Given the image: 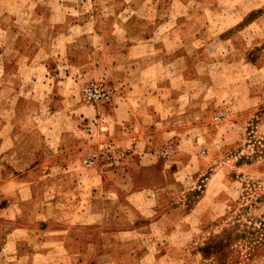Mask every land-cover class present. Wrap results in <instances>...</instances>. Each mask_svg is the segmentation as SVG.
Listing matches in <instances>:
<instances>
[{"label":"rangeland","instance_id":"obj_1","mask_svg":"<svg viewBox=\"0 0 264 264\" xmlns=\"http://www.w3.org/2000/svg\"><path fill=\"white\" fill-rule=\"evenodd\" d=\"M129 40L137 52L154 51L142 66L176 60L178 73L193 81L205 73L209 82L198 122L206 167L175 180L174 203L186 220L176 216L161 252L171 264H264V0H0V144L12 134L22 148L0 154V171L8 175L9 161L36 141L56 159V142L42 139L43 128L57 125L52 114L64 98L87 104L81 90L91 80H105L114 100L125 84L104 67L122 61L117 47ZM65 138L74 147L73 135ZM94 156L113 168L124 153ZM1 223L4 239L11 225ZM224 232L244 238L219 258L207 246Z\"/></svg>","mask_w":264,"mask_h":264},{"label":"crops","instance_id":"obj_2","mask_svg":"<svg viewBox=\"0 0 264 264\" xmlns=\"http://www.w3.org/2000/svg\"><path fill=\"white\" fill-rule=\"evenodd\" d=\"M117 49L122 61L106 65L104 73L117 75L125 86L118 84L110 109L64 98L66 107L52 114L59 124H46L41 134L46 142L55 140L56 159L36 141L9 161L8 175L0 171V224L11 225L0 236V264L173 262L161 248L177 226L176 216L186 220L182 205L174 203L175 180H188L189 172L206 167L199 144L205 131L198 122L209 82L205 73L195 81L178 73L176 60L153 64L151 76L153 65L141 62L154 51L137 52L131 41ZM184 63L189 69V60ZM169 145L180 151L168 153ZM19 149L12 134L0 144L5 156ZM105 149L124 153L118 167L94 156Z\"/></svg>","mask_w":264,"mask_h":264},{"label":"built area","instance_id":"obj_3","mask_svg":"<svg viewBox=\"0 0 264 264\" xmlns=\"http://www.w3.org/2000/svg\"><path fill=\"white\" fill-rule=\"evenodd\" d=\"M113 89L105 80H91L81 90L82 100L89 105L111 102ZM92 163L91 160H88Z\"/></svg>","mask_w":264,"mask_h":264},{"label":"trees","instance_id":"obj_4","mask_svg":"<svg viewBox=\"0 0 264 264\" xmlns=\"http://www.w3.org/2000/svg\"><path fill=\"white\" fill-rule=\"evenodd\" d=\"M259 234V232H258ZM244 238V235L240 237L237 234L232 233H222L216 236L211 243L207 246L208 249H212L211 254H216L219 258H223L226 256V248L229 246L230 242L234 240H240Z\"/></svg>","mask_w":264,"mask_h":264}]
</instances>
